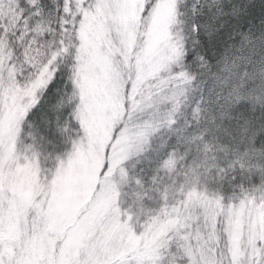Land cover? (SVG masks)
Masks as SVG:
<instances>
[{"label": "snow or ice", "instance_id": "1", "mask_svg": "<svg viewBox=\"0 0 264 264\" xmlns=\"http://www.w3.org/2000/svg\"><path fill=\"white\" fill-rule=\"evenodd\" d=\"M0 264H264V0H0Z\"/></svg>", "mask_w": 264, "mask_h": 264}]
</instances>
